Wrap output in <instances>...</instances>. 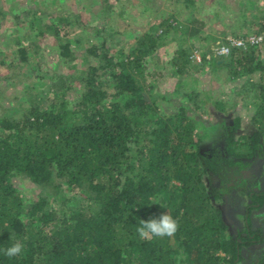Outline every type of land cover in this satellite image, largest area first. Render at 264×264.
<instances>
[{
	"label": "trees",
	"instance_id": "16d2710c",
	"mask_svg": "<svg viewBox=\"0 0 264 264\" xmlns=\"http://www.w3.org/2000/svg\"><path fill=\"white\" fill-rule=\"evenodd\" d=\"M70 16L48 14L51 23L36 24V35L53 36L64 62L76 59L73 47L82 50L77 73L47 68L37 56L39 43L20 40L19 61L30 63L34 78H50L52 94L21 108L0 104V264H177L179 255L185 264H264V247L252 250L264 244V189L246 193L244 223L234 232L215 203L233 188L246 190L238 174L247 172L249 160H264V60L255 56L256 45L228 46L221 58L254 81L255 129L237 134L239 115L228 123L221 114L214 128L224 143L216 166L201 152L203 136L190 114L198 101L191 93L183 96L192 108L183 103L167 115L147 95L153 87L147 58L163 45L166 28L112 53L106 38L88 44L70 35ZM260 32L264 42V20ZM171 63L183 71V49ZM73 87L80 91L75 101L66 98ZM213 104L226 109L221 100ZM209 172L217 184L204 182ZM16 180L27 181L35 195L21 196ZM166 212L178 222L173 237L138 236L139 220ZM17 240L22 255L4 256Z\"/></svg>",
	"mask_w": 264,
	"mask_h": 264
},
{
	"label": "rangeland",
	"instance_id": "374dc122",
	"mask_svg": "<svg viewBox=\"0 0 264 264\" xmlns=\"http://www.w3.org/2000/svg\"><path fill=\"white\" fill-rule=\"evenodd\" d=\"M52 13H70V19L75 20L66 28L70 35L88 44H100L106 38V45L110 46L112 53L120 49L127 52L145 32L159 33L166 28L163 45L147 58L146 66L153 73V87L147 95L154 96L158 111L167 115L183 103L190 108V99L183 95L191 93L192 98L198 101V107L191 109L190 114L197 119L196 132L203 136L201 152L215 159V165H219L223 153L224 140L214 128L220 123L221 114L224 113L228 123L234 115H239L237 134L253 133L254 81L242 70L239 71L240 68L234 66L238 72L235 74L233 68L223 65L221 58L225 55L218 53L217 49L220 45L233 47L235 44L242 49L256 45L255 56L264 60L263 34L260 32L264 20V0H0L2 108H21L22 104L28 106L35 97L52 94L48 88L51 79L34 78L29 74L30 63L19 61L16 49L20 40L39 43L41 52L37 56L47 68L69 75L77 73L81 67L78 58L82 50L73 47L76 59L64 62L59 57L58 43L53 36L36 35V24L51 23L48 14ZM30 19L36 20L33 22L36 27L32 29ZM162 20H166V24L157 29ZM68 38L73 43L72 36ZM63 39L66 40V37ZM178 48L183 49L187 58L182 72H176L171 63V57ZM73 64L76 65L73 67ZM42 70L36 73L42 75ZM79 95V88L75 87L66 92V98L71 101ZM220 100L225 103L224 112L213 109V103ZM249 161L251 164L247 172L238 174V178L245 177L246 190L233 188L215 202L232 232L244 223L248 201L246 193L264 189V160L253 158ZM204 182L214 185L219 179L209 172ZM16 186L21 189L24 198L35 195L25 180H16ZM263 247L264 244L255 245L252 250L257 253L258 248ZM181 260L179 255L177 264H185Z\"/></svg>",
	"mask_w": 264,
	"mask_h": 264
},
{
	"label": "clouds",
	"instance_id": "9594fccd",
	"mask_svg": "<svg viewBox=\"0 0 264 264\" xmlns=\"http://www.w3.org/2000/svg\"><path fill=\"white\" fill-rule=\"evenodd\" d=\"M159 203L156 200L151 201ZM162 206V205H161ZM163 207V206H162ZM23 221V218H20ZM178 230V222L168 212L162 213L159 217L148 220H139L136 232L141 239L151 240L153 238L173 237ZM11 238V234H10ZM24 245L20 241H15L10 246L4 248L3 255L8 258L19 257L22 255Z\"/></svg>",
	"mask_w": 264,
	"mask_h": 264
},
{
	"label": "built area",
	"instance_id": "2783aa9c",
	"mask_svg": "<svg viewBox=\"0 0 264 264\" xmlns=\"http://www.w3.org/2000/svg\"><path fill=\"white\" fill-rule=\"evenodd\" d=\"M218 53L226 55L228 53V47H225V45H220L217 49Z\"/></svg>",
	"mask_w": 264,
	"mask_h": 264
}]
</instances>
